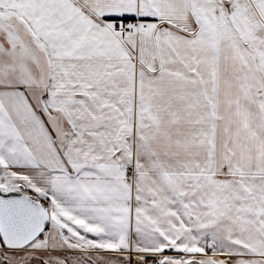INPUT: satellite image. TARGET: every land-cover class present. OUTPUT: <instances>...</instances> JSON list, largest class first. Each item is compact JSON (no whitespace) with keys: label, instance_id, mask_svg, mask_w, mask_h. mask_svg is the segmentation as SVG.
<instances>
[{"label":"snow or ice","instance_id":"obj_1","mask_svg":"<svg viewBox=\"0 0 264 264\" xmlns=\"http://www.w3.org/2000/svg\"><path fill=\"white\" fill-rule=\"evenodd\" d=\"M0 264H264V0H0Z\"/></svg>","mask_w":264,"mask_h":264}]
</instances>
